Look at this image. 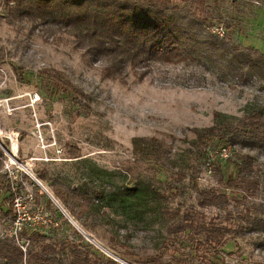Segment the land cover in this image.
Returning a JSON list of instances; mask_svg holds the SVG:
<instances>
[{
	"label": "rangeland",
	"instance_id": "374dc122",
	"mask_svg": "<svg viewBox=\"0 0 264 264\" xmlns=\"http://www.w3.org/2000/svg\"><path fill=\"white\" fill-rule=\"evenodd\" d=\"M197 1L170 4L264 54V0ZM12 7L0 2V241L13 237L24 264L29 251L63 264L75 253L95 264H264V148L223 137L264 123V81L222 82L184 62L105 79L72 30L19 21ZM211 127L218 135L195 132ZM199 190L228 202L200 206ZM193 211L230 231L223 243L170 232Z\"/></svg>",
	"mask_w": 264,
	"mask_h": 264
},
{
	"label": "trees",
	"instance_id": "16d2710c",
	"mask_svg": "<svg viewBox=\"0 0 264 264\" xmlns=\"http://www.w3.org/2000/svg\"><path fill=\"white\" fill-rule=\"evenodd\" d=\"M185 1V0H182ZM11 9L13 18L33 22L54 21L64 30H72L74 48L89 63L102 64L105 79L127 84L130 73L145 79L154 64H197L216 73L222 82L235 80L244 84L255 78L264 81V54L251 47L231 43L206 29L207 18L197 11H182L170 0H0ZM202 5V0L197 1ZM197 12V13H196ZM206 81V79H203ZM202 85V79L199 80ZM201 87V86H198ZM260 88H264L261 86ZM198 137L218 135L216 127L195 131ZM223 137L248 148H264V123L251 119L242 127L227 128ZM210 151L207 152V157ZM249 166L243 159L241 174ZM233 184V183H232ZM137 189L126 188L124 196ZM115 194V193H113ZM57 197V196H56ZM228 202L225 195L199 190L200 206H220ZM16 219V215L14 216ZM172 234L193 231L205 235L207 243H223L230 232L208 223L197 212L186 213L182 221L170 227ZM32 233L30 238L39 237ZM30 240V239H29ZM44 245L41 248L45 249ZM24 251L11 239L0 241V264H24ZM26 264H63L58 255L47 252L28 253ZM71 264H95L87 255L74 254Z\"/></svg>",
	"mask_w": 264,
	"mask_h": 264
},
{
	"label": "built area",
	"instance_id": "2783aa9c",
	"mask_svg": "<svg viewBox=\"0 0 264 264\" xmlns=\"http://www.w3.org/2000/svg\"><path fill=\"white\" fill-rule=\"evenodd\" d=\"M213 32L216 33L219 37H223L224 36V29H223L222 26L214 29ZM221 152H222L221 156L226 158V160H227L229 158V156L227 154L228 153V149L227 148H222Z\"/></svg>",
	"mask_w": 264,
	"mask_h": 264
},
{
	"label": "water",
	"instance_id": "95a60500",
	"mask_svg": "<svg viewBox=\"0 0 264 264\" xmlns=\"http://www.w3.org/2000/svg\"><path fill=\"white\" fill-rule=\"evenodd\" d=\"M43 187V186H42ZM44 191L48 194V196L55 201L56 204H58V202L56 201V199L52 196V194L45 188L43 187ZM60 206V205H59ZM61 208V207H60ZM61 210L65 213V211L63 210V208H61Z\"/></svg>",
	"mask_w": 264,
	"mask_h": 264
},
{
	"label": "bare ground",
	"instance_id": "6f19581e",
	"mask_svg": "<svg viewBox=\"0 0 264 264\" xmlns=\"http://www.w3.org/2000/svg\"><path fill=\"white\" fill-rule=\"evenodd\" d=\"M17 147V146H16ZM39 185L42 187V185L40 184V182H39ZM43 188V187H42Z\"/></svg>",
	"mask_w": 264,
	"mask_h": 264
}]
</instances>
